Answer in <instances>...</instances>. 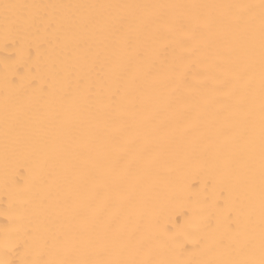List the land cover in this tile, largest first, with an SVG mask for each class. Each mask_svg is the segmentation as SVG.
<instances>
[{"label":"bare ground","instance_id":"bare-ground-1","mask_svg":"<svg viewBox=\"0 0 264 264\" xmlns=\"http://www.w3.org/2000/svg\"><path fill=\"white\" fill-rule=\"evenodd\" d=\"M260 5L0 0V264H259Z\"/></svg>","mask_w":264,"mask_h":264},{"label":"snow or ice","instance_id":"snow-or-ice-1","mask_svg":"<svg viewBox=\"0 0 264 264\" xmlns=\"http://www.w3.org/2000/svg\"><path fill=\"white\" fill-rule=\"evenodd\" d=\"M18 7H23V6H21V5H8V4L4 5V8L6 10V14H5V21L6 22L8 20L7 9L18 8ZM238 7H251V6H238ZM260 7L262 9V17H261L262 40H264V0H261ZM262 108H264V104H262ZM98 264H99V262H98ZM252 264H254V262H252ZM259 264H264V252H262V259L259 261Z\"/></svg>","mask_w":264,"mask_h":264}]
</instances>
